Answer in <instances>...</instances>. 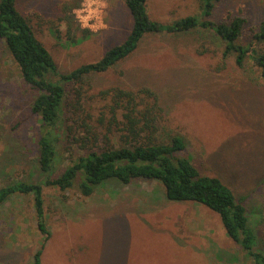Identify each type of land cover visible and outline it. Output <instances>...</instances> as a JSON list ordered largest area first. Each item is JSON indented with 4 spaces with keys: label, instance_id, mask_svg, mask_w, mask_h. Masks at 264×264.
Returning a JSON list of instances; mask_svg holds the SVG:
<instances>
[{
    "label": "rangeland",
    "instance_id": "obj_1",
    "mask_svg": "<svg viewBox=\"0 0 264 264\" xmlns=\"http://www.w3.org/2000/svg\"><path fill=\"white\" fill-rule=\"evenodd\" d=\"M76 2L17 0L61 73L99 60L133 28L125 0H106L107 27L85 34L76 17L71 23L62 20L64 6ZM201 4L148 0V12L166 23L189 15L216 22L240 15L248 19L246 35L264 20V0H220L209 16ZM224 48L210 29L148 35L108 71L92 73L84 83H64L71 102L64 126L89 114L97 120L112 104L103 90L150 87L159 98V137L183 136V155L202 173L222 178L237 197H246L250 224L264 251V78L253 60L240 66L236 54L224 57ZM37 94L0 38V187L47 179L38 162L41 121L32 110ZM67 133L66 126L51 178L82 153ZM44 198L53 235L43 264H254L216 212L197 202L170 200L154 179L109 180L91 196L76 187L45 186ZM41 240L32 193H16L0 205V264H32Z\"/></svg>",
    "mask_w": 264,
    "mask_h": 264
},
{
    "label": "trees",
    "instance_id": "obj_2",
    "mask_svg": "<svg viewBox=\"0 0 264 264\" xmlns=\"http://www.w3.org/2000/svg\"><path fill=\"white\" fill-rule=\"evenodd\" d=\"M80 1L64 6L62 20L71 23L75 17L73 7L79 6ZM201 1L205 16L211 15L220 2ZM125 3L133 16V28L128 37L107 50L99 60L61 73L55 57L37 36L31 18L19 10L17 0H0V38L18 64L24 81L38 92L32 110L40 116L38 162L41 171L47 175L44 182L1 186L0 205L16 193L34 195L42 240L32 264H43L47 244L53 235L45 218V186L62 190L76 187L84 196H91L98 186L109 180L128 184L140 178L154 179L164 185L170 200L197 202L216 212L228 236L243 247L254 264H264V251L258 248L246 197H237L222 178L202 173L192 158L183 155L186 149L183 136L172 135L168 140L159 137V98L150 87L134 90L116 86L103 90L102 94L109 96L112 104L102 110L97 120L89 114L88 118L74 117V123L66 125L68 140L82 153L72 158L60 176L50 177L56 169L58 147L66 127L65 116L71 106L64 83H84L86 76L108 71L131 56L148 35L210 29L225 46V58L236 54L240 66L247 59L253 60L264 78V20L250 27L251 34L246 35L248 19L244 16L216 22L202 19L200 15H189L166 23L150 16L148 0H125ZM84 32L90 33L86 29ZM245 36L251 37L246 41ZM74 100L72 104L79 109ZM109 113H112L111 119L107 118Z\"/></svg>",
    "mask_w": 264,
    "mask_h": 264
},
{
    "label": "clouds",
    "instance_id": "obj_3",
    "mask_svg": "<svg viewBox=\"0 0 264 264\" xmlns=\"http://www.w3.org/2000/svg\"><path fill=\"white\" fill-rule=\"evenodd\" d=\"M105 7H107L106 0H81L80 7L74 8L73 13L82 29L97 32L107 27L103 19Z\"/></svg>",
    "mask_w": 264,
    "mask_h": 264
}]
</instances>
